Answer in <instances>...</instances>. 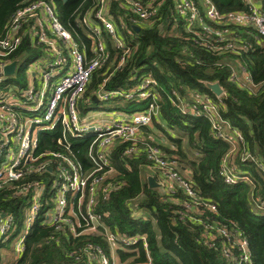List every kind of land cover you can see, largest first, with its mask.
I'll list each match as a JSON object with an SVG mask.
<instances>
[{
    "label": "trees",
    "instance_id": "16d2710c",
    "mask_svg": "<svg viewBox=\"0 0 264 264\" xmlns=\"http://www.w3.org/2000/svg\"><path fill=\"white\" fill-rule=\"evenodd\" d=\"M33 1L0 0V37L5 36L4 28L16 9ZM43 1L54 3L62 26L90 57L88 29L78 20L86 13L93 15V0ZM107 1L108 16L123 47L116 48L102 32L107 55L93 71L85 96L98 90L126 91L137 86L140 79L151 77L156 82L153 89L158 104L150 125L142 128L146 141L139 140L135 152L124 154L131 142L115 141L110 156L114 172L108 178L115 188L96 208L107 214L105 221L111 231L145 236L146 248L139 240L134 251L117 250L119 264H264V37L254 38L232 26L225 38L240 34L249 46L238 52L216 51L214 46L225 41L211 36L208 46H204L172 22V0H163L159 16L144 22L122 7L119 0ZM210 1L223 13L248 10L245 0ZM253 1L264 9V0ZM132 26H137L138 31ZM125 50L128 54L117 66ZM41 51L39 46H31L26 34L8 60L24 59L25 64ZM16 67L15 75L5 77L8 81L13 77L20 79L22 88L26 77L22 65ZM241 67L248 81L241 79ZM232 71L239 80L230 78ZM206 82H217L222 94L216 97ZM2 85L0 90H4ZM194 94H205L213 101V119L182 110L184 105L195 104ZM111 99L118 103L117 110L127 113L141 111L151 101L150 97ZM81 111L84 109L80 110L82 114ZM217 130L233 142L218 136ZM156 132L163 139L159 148L175 159L176 173L190 183L193 197L176 184L169 190L148 186L146 174L153 166L142 147L150 142L147 137ZM54 142L51 134L41 135L38 150L54 149ZM163 142L173 147H164ZM86 146L84 138L73 140L71 146L84 167H88ZM226 158V165L239 177L234 184L223 181L222 163ZM151 175L159 179L156 169ZM41 179L47 182L48 175L26 172L19 180L0 187V215H11L16 226L6 240H0V264H83V253L78 251L76 257L70 252L87 243L99 245L108 256V247L101 237H72L66 229H56L39 220L26 235L22 253L16 256L13 242L22 226L25 205V196L17 192L23 185ZM240 240L244 241L243 246Z\"/></svg>",
    "mask_w": 264,
    "mask_h": 264
},
{
    "label": "built area",
    "instance_id": "2783aa9c",
    "mask_svg": "<svg viewBox=\"0 0 264 264\" xmlns=\"http://www.w3.org/2000/svg\"><path fill=\"white\" fill-rule=\"evenodd\" d=\"M119 1L122 7L143 22L158 17L164 3L163 0ZM245 1L247 11L223 13L210 0H172L170 17L194 42L208 46L207 39L212 36L219 42L225 41L221 46H214L216 51L231 49L238 52L247 48L249 41H244L240 34L225 38L232 26L254 38L264 37V9L253 0ZM93 2L96 6L93 15L86 13L78 20L88 29L90 57L76 46L70 32L62 26L52 1L35 0L16 9L4 28L5 36L0 37V83L4 87L0 90V187L19 180L26 172L48 175L47 182L35 180L23 185L17 192L25 196V205L22 226L13 242L16 256L22 253L24 239L38 220L56 229H66L72 237L87 234L101 237L108 247L109 258L99 245L87 243L70 252L71 255H76L78 251L83 253L86 257L83 264H119L117 250L134 251L139 240L146 248L145 236H126L111 231L105 221L107 214L96 208L115 188L108 180L114 172L110 156L115 141L131 142V147L124 151L126 155L136 151L135 144L139 140L146 141L142 128L150 125L158 111L153 89L156 82L151 77H145L137 86L126 91L98 90L91 96H85L93 71L103 64L107 55L102 32L112 39L116 48L123 47L117 28L108 16V1ZM26 34L31 46H39L42 53L35 56L31 77L20 88L23 82L15 77L8 81L3 68L12 62L8 58ZM127 54L125 50L117 66L123 63ZM18 63L16 60V66ZM240 71L241 79L248 81L243 67ZM230 78L239 80L234 71ZM93 97L96 102L114 97L127 100L150 97L151 101L141 111L86 114L83 104L94 102ZM194 102L189 107L182 106V110L214 118L215 105L207 95L194 94ZM81 109H84L82 114ZM213 125L219 129L214 122ZM47 134L53 136L56 147L39 151V139ZM216 134L233 142L219 130ZM79 138L87 140L85 155L88 167L78 161L71 147L73 140ZM147 138L150 142L144 143L142 149L158 172L160 187L169 190L176 184L186 195L193 197L190 183L176 173L178 164L175 159L162 152L157 140L151 136ZM225 162L226 159L222 163L223 181L234 184L239 177L232 173L230 167L227 168L229 171L226 170ZM208 207L214 210V206ZM1 215L0 240H6L16 226L11 215ZM243 244L244 241L240 240V245ZM145 264H150V261Z\"/></svg>",
    "mask_w": 264,
    "mask_h": 264
},
{
    "label": "rangeland",
    "instance_id": "374dc122",
    "mask_svg": "<svg viewBox=\"0 0 264 264\" xmlns=\"http://www.w3.org/2000/svg\"><path fill=\"white\" fill-rule=\"evenodd\" d=\"M24 59H20L19 64L18 65H22L23 68V74L26 77V79H29L31 77V71L34 69V59L31 60L30 62H26L25 64H23ZM83 107L85 108V112L84 113H97V114H102L104 111H109L111 113H115V112H119V110H117L118 107V103L116 101H114L113 99H108V100H102L99 102H89V103H85L83 104ZM158 132L153 133V135L151 136L152 138H154V140H157L159 142V138H158ZM160 144V143H159ZM163 144H165L164 147L169 146V144H167L166 142H163ZM171 147H173L171 145ZM170 147V148H171ZM226 163V162H225ZM228 164L226 165V170L229 171L227 168H229Z\"/></svg>",
    "mask_w": 264,
    "mask_h": 264
},
{
    "label": "water",
    "instance_id": "95a60500",
    "mask_svg": "<svg viewBox=\"0 0 264 264\" xmlns=\"http://www.w3.org/2000/svg\"><path fill=\"white\" fill-rule=\"evenodd\" d=\"M135 31H138L137 26H132ZM16 67V60L10 62L9 64L5 65L3 68V73L5 75H10L14 72V69ZM206 87L214 94V95H221L222 94V89L219 86L217 82H206L205 83ZM94 102H96L95 97L92 98ZM147 184L150 188H158L160 187V183H158L152 176L148 175L146 177ZM3 216V215H1Z\"/></svg>",
    "mask_w": 264,
    "mask_h": 264
},
{
    "label": "crops",
    "instance_id": "0c3cea01",
    "mask_svg": "<svg viewBox=\"0 0 264 264\" xmlns=\"http://www.w3.org/2000/svg\"><path fill=\"white\" fill-rule=\"evenodd\" d=\"M100 116H102V115H100ZM163 139L162 138H159V143H160V141H162ZM171 146V145H170ZM228 161H227V158H226V163H227ZM152 173H155V169H154V167H152L151 168V171L150 172H148V174H146V177L148 176V175H150V176H152L151 174ZM157 181V180H156Z\"/></svg>",
    "mask_w": 264,
    "mask_h": 264
}]
</instances>
